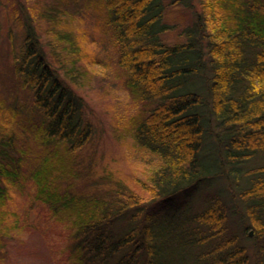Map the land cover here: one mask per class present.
Listing matches in <instances>:
<instances>
[{"label":"trees","instance_id":"trees-1","mask_svg":"<svg viewBox=\"0 0 264 264\" xmlns=\"http://www.w3.org/2000/svg\"><path fill=\"white\" fill-rule=\"evenodd\" d=\"M196 1L52 0L34 14L0 0L10 80L26 93L9 95L10 109L0 100V251L41 213L65 228L76 264H264V0ZM87 11L141 108L131 148L157 159L135 186L69 180L86 174L75 153L94 130L61 74L77 80L82 64L58 22Z\"/></svg>","mask_w":264,"mask_h":264},{"label":"rangeland","instance_id":"rangeland-1","mask_svg":"<svg viewBox=\"0 0 264 264\" xmlns=\"http://www.w3.org/2000/svg\"><path fill=\"white\" fill-rule=\"evenodd\" d=\"M10 1L16 3L18 0ZM10 1L5 0L7 3ZM50 1L52 0H22L27 9L34 14L41 11L44 6L52 5ZM3 8L0 5V100L5 99V105L10 109L9 103L12 100L9 95L18 93L21 100L26 93L10 80L12 79L9 70L10 46L5 31L8 18ZM87 12L84 14L85 17L83 14L64 16L63 20L58 22V28L70 30L79 43L81 52L79 64H82L77 80L68 77L66 72L67 76H64V72L61 74L83 97L85 113L92 121L94 130L92 139L75 153L78 160L81 159V162L76 164V168L86 174L77 175L69 180H72L73 186L78 190L117 188V180L120 178L130 186H135L136 179H144L146 173L156 167L157 159L153 155L141 153L133 146L131 148L133 141L128 136L127 122L137 112V108H140L139 102L125 88L121 69L112 58L110 47L104 44L105 39L100 29L94 25L90 11ZM39 17L41 18L40 20L37 18L40 23L39 34L41 40L47 42L52 36L48 31L50 27L43 15ZM15 31L16 35H13L11 40L14 47L19 43L18 31ZM95 37L100 41L97 42L98 39ZM173 38L172 35L166 39L172 41ZM52 60L56 63L55 59ZM11 84L13 87H10ZM102 174H105V178L108 175L107 185L101 181ZM131 188L144 199H148L151 195L150 191L143 187ZM15 201H18L15 204L21 210L20 197ZM193 202V197L187 200L188 205H192ZM31 217L36 218V226L26 227L23 231L17 230L13 233L15 238L5 242L6 245L0 251V257L3 259L0 264H76L72 256L70 258L68 249L63 248L67 243L66 231H63L65 228L60 224L49 227L46 223L47 218L41 213L33 214ZM246 231H251L250 236L253 235L250 227H247ZM249 242L246 240V244Z\"/></svg>","mask_w":264,"mask_h":264},{"label":"water","instance_id":"water-1","mask_svg":"<svg viewBox=\"0 0 264 264\" xmlns=\"http://www.w3.org/2000/svg\"><path fill=\"white\" fill-rule=\"evenodd\" d=\"M249 234H251V231H248Z\"/></svg>","mask_w":264,"mask_h":264}]
</instances>
